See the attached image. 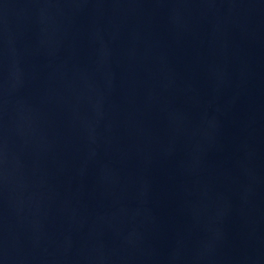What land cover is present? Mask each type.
I'll use <instances>...</instances> for the list:
<instances>
[{
	"label": "water",
	"instance_id": "95a60500",
	"mask_svg": "<svg viewBox=\"0 0 264 264\" xmlns=\"http://www.w3.org/2000/svg\"><path fill=\"white\" fill-rule=\"evenodd\" d=\"M0 264H264V0H0Z\"/></svg>",
	"mask_w": 264,
	"mask_h": 264
}]
</instances>
